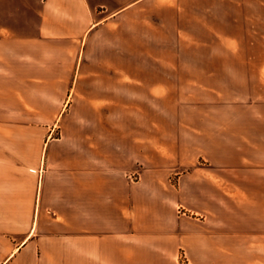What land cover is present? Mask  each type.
Listing matches in <instances>:
<instances>
[{"label": "crops", "instance_id": "crops-1", "mask_svg": "<svg viewBox=\"0 0 264 264\" xmlns=\"http://www.w3.org/2000/svg\"><path fill=\"white\" fill-rule=\"evenodd\" d=\"M158 3L0 0V264H181L183 252L223 264L215 255L237 252L239 230L263 235L264 163L248 158L264 145L238 139L232 118L222 132L220 110L237 105L213 104L212 177L189 171L186 124L172 118L181 97L205 94L207 78L221 95L255 56L216 53L206 70L202 53L186 69L188 55L143 39ZM220 10L214 38L239 45L264 5Z\"/></svg>", "mask_w": 264, "mask_h": 264}, {"label": "rangeland", "instance_id": "rangeland-1", "mask_svg": "<svg viewBox=\"0 0 264 264\" xmlns=\"http://www.w3.org/2000/svg\"><path fill=\"white\" fill-rule=\"evenodd\" d=\"M238 2H247L252 7L264 5V0H159L157 5L159 9L157 14L158 29L142 30L143 39H152L159 46L169 47L170 51L172 50L174 53L182 51V53L188 55V58H186L188 62L184 63L185 68L191 70L196 69L198 64L192 61L193 57H197L198 54L202 53L206 54L204 65L206 70L214 69L215 63L209 57L216 53L252 54L256 60H264V11L254 14L253 23L242 24L243 26L237 30L239 45L219 44L214 38L215 30L209 27L214 25L215 18L219 21L220 17L224 15L221 13V6L236 5ZM165 5L172 7V9L165 8ZM204 27L206 28L204 29ZM256 60L245 62L242 66H240L242 63H239L237 75L231 85L228 83V78H222L221 95L214 92L213 78H207L205 94L192 91L193 93L185 95L184 98L181 97L180 100L178 99L184 108L174 110L172 118L175 119V122L184 121L186 124L183 132L189 138V159L191 161L189 171L196 166L202 167L205 176L212 177L211 172H213L214 167L221 165L220 159L215 157L214 154L215 133L217 130L219 131V127L214 125L213 117L219 116V113L214 111V102H221L222 104L232 102L237 105V108L232 111L227 106H223L220 110L223 135L224 131L225 134L229 133L227 132L228 127L224 124L229 121V118H232L236 122L234 130L238 139L250 135L254 144L264 145V61ZM209 82H211V85L208 84ZM201 102H205L207 105L201 107ZM168 128L173 129L175 133H181L183 129L181 125L176 124L168 126ZM198 130L202 131V135L205 137L203 141L200 140V143L197 140L199 138ZM234 137V135L232 137L227 135L222 138L225 143H229ZM202 143L205 144L202 146ZM253 155L255 156H249L248 161L264 163V151ZM231 159L233 162L236 161V158ZM246 163L248 165L254 164L251 162ZM222 165L225 164L222 163ZM131 178L138 180V174L132 175ZM171 182L175 187L177 186L178 179L176 175L171 176ZM178 210L182 214H190L183 207ZM190 215L201 221L206 220L205 215ZM244 232V230H239L236 253L215 255V257H220L223 264H264V229L261 237H258L259 234H254L253 238H246V236H242ZM244 241H250L252 245H247ZM180 263L189 264L184 252L180 258Z\"/></svg>", "mask_w": 264, "mask_h": 264}]
</instances>
